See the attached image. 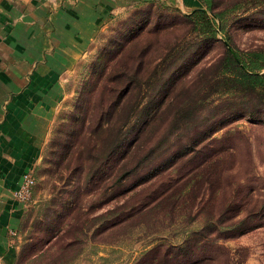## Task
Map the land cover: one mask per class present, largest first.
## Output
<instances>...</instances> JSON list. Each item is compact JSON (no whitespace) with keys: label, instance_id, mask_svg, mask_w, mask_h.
Segmentation results:
<instances>
[{"label":"rangeland","instance_id":"1","mask_svg":"<svg viewBox=\"0 0 264 264\" xmlns=\"http://www.w3.org/2000/svg\"><path fill=\"white\" fill-rule=\"evenodd\" d=\"M217 2L233 43L264 51V0ZM189 13L122 14L79 64L35 172L20 264H264V100L230 81L223 34L203 39ZM123 51L129 72L141 60L140 84L109 81Z\"/></svg>","mask_w":264,"mask_h":264},{"label":"crops","instance_id":"2","mask_svg":"<svg viewBox=\"0 0 264 264\" xmlns=\"http://www.w3.org/2000/svg\"><path fill=\"white\" fill-rule=\"evenodd\" d=\"M159 5L202 8L199 0H0V264L19 257L30 203L13 193L24 172L36 177L79 64L113 19Z\"/></svg>","mask_w":264,"mask_h":264},{"label":"trees","instance_id":"3","mask_svg":"<svg viewBox=\"0 0 264 264\" xmlns=\"http://www.w3.org/2000/svg\"><path fill=\"white\" fill-rule=\"evenodd\" d=\"M199 1L202 4V8L191 11L189 14L185 15L184 19H186L189 22V24L191 23V25L193 26L192 29L201 31V33L203 34V39L217 40L218 30L223 34L220 40H222L223 42L225 51L223 53V56L219 59V62L221 63L220 64L221 67H223L224 71L229 72V74L231 75L230 81L234 82L236 86L241 89L242 92H253L256 95L260 96L262 100H264V72L259 73L260 70L264 69V51L240 50L233 43V41L228 36V34H226L227 32L224 21L225 13L223 10L219 8L220 7L219 2H217V0H199ZM210 14H212L214 18H212ZM155 29H157V27H155ZM133 34H135L136 36L137 31L130 33L129 38L133 37L134 36ZM125 52L123 51V53L120 54L117 58L115 57L116 59L113 64H116L118 68L121 67V70L116 74H109V81L111 80V77L115 75L113 78L115 80L126 77V79L129 80L128 83L140 84L142 82V79L140 78V74L143 71V67L141 60L139 61V58L137 59V63L133 69L134 71L132 72H129V68L127 64L124 65L117 64L118 62L121 61ZM103 73H105V69H103ZM126 85H132V84H126ZM126 87L127 86H125V89ZM105 88L106 87H103L104 90ZM125 89L123 91H126ZM102 93H104L103 90L101 94ZM43 244L44 243H42V245ZM42 245L40 247L41 249L40 253L44 252V250L42 249ZM21 258L19 255L16 264H20Z\"/></svg>","mask_w":264,"mask_h":264},{"label":"built area","instance_id":"4","mask_svg":"<svg viewBox=\"0 0 264 264\" xmlns=\"http://www.w3.org/2000/svg\"><path fill=\"white\" fill-rule=\"evenodd\" d=\"M36 184V177L31 170H28L22 175V182L18 190L13 193L15 200L29 204L32 200V191ZM14 234V232L12 233Z\"/></svg>","mask_w":264,"mask_h":264}]
</instances>
